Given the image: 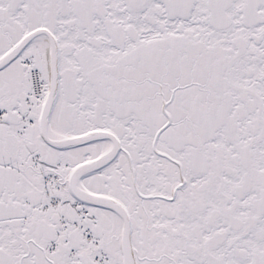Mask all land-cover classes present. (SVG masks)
I'll return each instance as SVG.
<instances>
[{
	"label": "snow or ice",
	"instance_id": "6c2138e0",
	"mask_svg": "<svg viewBox=\"0 0 264 264\" xmlns=\"http://www.w3.org/2000/svg\"><path fill=\"white\" fill-rule=\"evenodd\" d=\"M0 264H264V0H0Z\"/></svg>",
	"mask_w": 264,
	"mask_h": 264
}]
</instances>
